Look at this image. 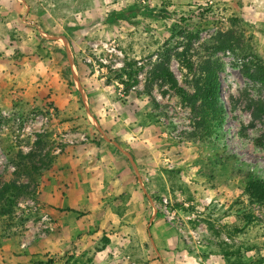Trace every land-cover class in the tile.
I'll return each instance as SVG.
<instances>
[{
	"label": "rangeland",
	"instance_id": "1",
	"mask_svg": "<svg viewBox=\"0 0 264 264\" xmlns=\"http://www.w3.org/2000/svg\"><path fill=\"white\" fill-rule=\"evenodd\" d=\"M161 63L190 97L215 73L210 140ZM247 170L264 180V0H0V264H264Z\"/></svg>",
	"mask_w": 264,
	"mask_h": 264
},
{
	"label": "trees",
	"instance_id": "2",
	"mask_svg": "<svg viewBox=\"0 0 264 264\" xmlns=\"http://www.w3.org/2000/svg\"><path fill=\"white\" fill-rule=\"evenodd\" d=\"M178 58L180 62L186 65L187 69H192V65L185 59V55L180 54ZM158 77L164 79L173 89L177 90L184 103L188 104L189 107L197 112V132L193 133L194 138H199L201 141L210 140L212 134L215 133L214 130L219 125H222V120L225 118L224 105L219 94L215 73H211V71L208 70V74L197 85L195 95L191 97L187 95L185 90L179 88L174 76L163 63L158 65ZM244 179L246 180L244 192L247 196L255 202L263 203L264 180L259 179L252 170H247L244 173ZM14 188L17 189L15 185H10L9 187H4L3 190L9 193ZM3 211L6 212V209Z\"/></svg>",
	"mask_w": 264,
	"mask_h": 264
},
{
	"label": "water",
	"instance_id": "3",
	"mask_svg": "<svg viewBox=\"0 0 264 264\" xmlns=\"http://www.w3.org/2000/svg\"><path fill=\"white\" fill-rule=\"evenodd\" d=\"M39 33L44 39L59 42L65 47L66 55H67V58H68V61H69V64H70V68H71V73H72V76H73V80H74L75 86L77 87V89H78V91H79V93H80V95L82 97L83 103L85 105V109L87 111V116H88L89 121L97 129V131L103 136L105 141H107L108 143L114 144L129 159V161L131 163V166L133 167V170L135 171V174H136L137 178L139 179V182L141 184V187H142L145 195H147V197L149 199H151L150 196L148 195L147 190L145 188V185H144V183H143V181H142V179L140 177L139 171H138L137 166H136V164H135V162L133 160V157L127 151H124L123 149H121L117 143L112 142L105 135V133H104L99 121L92 115V113L90 111L89 102H88V96H87V93H86L84 87L82 86V84L80 82L79 75H78L77 68H76V64H75L74 55L72 53V49H71L69 41L66 38H64V37H57V36H54V35H50V34L44 32L42 30H39ZM155 213L156 212L154 210V215H155ZM151 222H152V220H151Z\"/></svg>",
	"mask_w": 264,
	"mask_h": 264
}]
</instances>
